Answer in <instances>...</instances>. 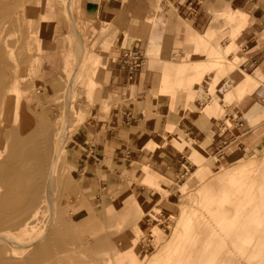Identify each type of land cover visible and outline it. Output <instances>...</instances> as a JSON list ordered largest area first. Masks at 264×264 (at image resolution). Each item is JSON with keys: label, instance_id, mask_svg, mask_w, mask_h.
Segmentation results:
<instances>
[{"label": "rangeland", "instance_id": "rangeland-1", "mask_svg": "<svg viewBox=\"0 0 264 264\" xmlns=\"http://www.w3.org/2000/svg\"><path fill=\"white\" fill-rule=\"evenodd\" d=\"M41 1L20 0L14 8L12 20L15 26L9 33L10 50L13 54L9 59L14 65L12 71L20 76L22 82L17 88L20 96L14 95L10 100L9 109L12 123H31L30 119L22 116L21 112L25 105L28 109L43 110L46 117L55 123L57 133L55 131L54 134L58 135L63 129L67 132L66 143L72 154L68 153L61 174L63 182H70L73 192L65 191L62 183L58 186L56 192L59 204L56 211L60 216L72 220L70 225L78 238L68 243L62 252H67L77 260H88L89 264H121L115 256V249L121 252L132 246L141 264H158L165 250L163 245L170 237L172 228L178 223L181 214L179 206L185 205L190 210L196 208L198 204L195 197L199 195L198 187L205 179L215 177L216 170L213 168L216 162L222 171L248 162L250 172L245 176L256 177L259 182L264 183V150L235 151L229 155L228 160L208 150L205 168L198 173L192 183L188 184L199 160L201 161L189 152L201 142L207 145L210 143V138L205 133L211 129L214 118L218 123L221 122L225 112L223 104H231L246 95L257 93L262 89L264 76L260 72L250 73L257 80L255 90L245 94H234L235 92H230L233 88L232 72L216 68L213 72L205 73L190 100V106L195 105L199 113H196L195 108H190L192 116L190 123H182L184 143L177 148L176 159H168L166 162V172L172 184L167 186L165 181H162L160 184L163 186L152 185L143 178L144 172L142 166L138 165L137 158L144 147L145 135L166 136L169 133V126L163 124L164 114H160L159 110L160 106H168V103L161 100L150 101L151 88L142 96L133 95L131 99L107 94L103 67L98 68L96 62L89 58L80 36L76 34L75 39L63 40L60 36L53 40H44L47 33L41 30L42 22L37 8ZM229 5L251 14L249 23L236 35L231 33L233 22L224 15ZM208 10L210 14L204 24H196L178 14L176 35L165 39L166 46L154 47L146 53L149 56V66L152 67L151 57H167L177 61L187 56L190 58L207 56L209 49L205 44H200L196 54L189 56L188 49L192 46H187L185 42L191 37L198 41L203 40V34L211 27L215 28V32L210 35L208 44L218 42L220 48L226 50L227 58L242 52L240 65L246 57L264 46V2L261 0H212ZM250 35L255 37L250 40ZM232 37L236 38L237 46L233 50H227ZM42 45L49 49L43 50ZM245 47L250 50L246 51ZM39 57L52 61L55 72L50 79L43 80L39 77L36 70L37 64L41 63ZM152 68L156 71L155 85L160 82L162 71L159 68ZM74 77L77 79L72 85ZM208 107L214 109L212 116L206 121L200 120ZM67 114L71 116L73 122L64 128L63 117ZM262 117L264 116L259 118ZM200 130L203 132L201 138H194ZM91 147L94 149L93 154L89 156L84 154L88 153L86 149L90 150ZM96 158L101 160L96 162ZM84 159H89L96 166L98 176L94 183L99 185L96 189L90 188L89 182L85 179L91 169H87L86 174L83 173L81 166ZM214 181L220 185L218 180ZM186 185L188 187L184 188ZM128 188L132 190L134 199L130 198L125 204L121 203ZM145 194L148 196L147 199H144ZM76 196L82 198L79 203L82 213L74 209ZM145 201L150 202L147 207ZM202 207L203 204H199L197 212H201ZM156 213L160 215L166 213L171 217L170 222L164 221L160 225L163 228L161 231L163 235L160 238L153 237L152 232H149L150 226L157 223L151 221ZM136 214L142 217L143 227L130 230L131 220ZM258 219L259 222L254 227V239L257 243L264 239V208ZM41 230V223L38 221L28 230L15 231L14 234L19 239H28ZM104 232L111 236L105 245H102L98 236ZM147 234L149 236L140 238L141 235ZM146 238L149 244L143 250L140 241H147L144 240ZM260 248L263 249L262 246ZM147 255L151 259L149 263V260L145 259ZM238 257L242 264H264V253L259 251L254 256L248 253Z\"/></svg>", "mask_w": 264, "mask_h": 264}, {"label": "bare ground", "instance_id": "bare-ground-1", "mask_svg": "<svg viewBox=\"0 0 264 264\" xmlns=\"http://www.w3.org/2000/svg\"><path fill=\"white\" fill-rule=\"evenodd\" d=\"M18 2L20 0H0V264H89L88 260H77L67 252H62L68 243L78 238L70 225L72 220L60 216L56 211L59 204L56 192L58 186L62 183L65 191L73 192L72 185L69 181L63 182L61 174L63 163L72 154L66 143L67 132L63 129L58 135L54 134L55 131L57 133L55 123L46 117L44 111L28 109L25 105L21 113L31 123H12L10 119V100L14 95L20 96L17 88L22 82L20 76L12 71L14 65L9 59L13 54L9 33L14 30L12 15ZM224 15L234 24L231 30L233 35L240 32L251 19L250 12L230 5ZM214 32L215 28L211 27L203 34L206 40L203 38L198 41L191 37L185 42L187 46H192L188 49L189 56L196 54L200 44H205L209 53L202 58L187 56L174 61L167 57H151V66L159 68L162 76L160 82L150 89L149 100L168 103V106H160L159 110L160 114H164L163 124L170 128L166 136L147 134L143 137L144 147L137 162L142 166L143 178L152 185H159L162 181L167 186L172 184L166 172V162L176 159L177 148L184 143L182 123H190V108H195L196 113H199L195 105L190 106V100L205 73L213 72L216 68L232 72L233 88L230 92L234 94L253 92L257 87V80L239 64L242 52L227 58L226 50L223 51L218 42L208 44ZM76 36L72 33L66 39H75ZM236 46V38H233L227 50H233ZM76 79L73 78L72 85ZM213 111V107L206 108L200 120H208ZM72 122L69 114L64 115V128ZM189 153L201 161L188 184L206 166L207 143H199ZM219 168L216 162L213 168L216 170L215 177L205 179L198 187L199 195L195 197L198 205L195 209L179 206L181 214L178 223L163 245L165 250L158 264H242L239 255L250 253V256H254L258 251L264 253V239L259 243L254 239V227L264 208V183L256 177L245 176L250 172L248 162L225 171ZM214 179L220 185L213 182ZM147 197L145 194L144 199ZM130 198L134 199V196L128 188L121 203L125 204ZM81 201L82 198L76 196L74 209L78 213H82L79 205ZM145 203L147 207L150 202ZM199 204H203L201 212H197ZM159 215L156 213L151 218L152 222L153 218L160 221L150 226L149 230L156 238L163 235L160 225L164 221H171L168 214ZM38 221L42 230L33 237L19 239L15 236V231H26ZM142 221V217L134 215L129 229H142ZM110 236L104 232L98 239L105 245ZM147 236L149 234L141 235L140 238ZM140 243L143 250L147 248L143 241ZM115 251L121 264L142 263L132 246L121 252ZM149 257L147 255L145 258L149 260L148 263L151 261Z\"/></svg>", "mask_w": 264, "mask_h": 264}, {"label": "crops", "instance_id": "crops-1", "mask_svg": "<svg viewBox=\"0 0 264 264\" xmlns=\"http://www.w3.org/2000/svg\"><path fill=\"white\" fill-rule=\"evenodd\" d=\"M212 0H42L37 5L41 18V30L47 35L44 40L66 39L77 34L83 39L89 58L103 67L106 93L126 99L133 95L142 96L153 87L156 71L149 66L146 53L154 47H164L165 39L176 35L177 15L196 24L206 23L210 14L208 6ZM252 36L250 35V40ZM43 39V38H42ZM63 39V40H64ZM41 48L49 49L42 45ZM246 51L250 49L244 48ZM129 50L142 51L144 62L130 67L123 56ZM37 72L43 80L50 79L55 69L52 61L39 57ZM241 67L248 73L264 76V46L246 57ZM207 97H211L207 95ZM225 109L221 122L214 123L205 133L210 138L207 151L215 152L228 160L235 151L262 152L264 150V84L257 93L246 95ZM259 118V119H258ZM253 120V121H252ZM256 120V121H254ZM193 132V131H192ZM200 130L194 138L199 139ZM89 156L94 149H86ZM96 158V162H99ZM95 164L89 159L82 162V171L90 188L98 176ZM102 187V184H100Z\"/></svg>", "mask_w": 264, "mask_h": 264}, {"label": "built area", "instance_id": "built-area-1", "mask_svg": "<svg viewBox=\"0 0 264 264\" xmlns=\"http://www.w3.org/2000/svg\"><path fill=\"white\" fill-rule=\"evenodd\" d=\"M145 54L142 51L138 50H129L125 53L123 56V60L130 66V67H135L141 65L144 60H145ZM154 222H158L156 218L152 219ZM143 241L146 245L149 244V240L146 238Z\"/></svg>", "mask_w": 264, "mask_h": 264}]
</instances>
